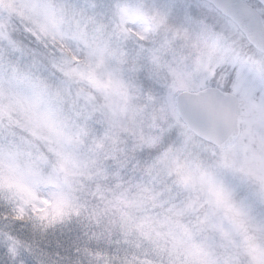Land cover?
<instances>
[{"label":"snow or ice","instance_id":"1","mask_svg":"<svg viewBox=\"0 0 264 264\" xmlns=\"http://www.w3.org/2000/svg\"><path fill=\"white\" fill-rule=\"evenodd\" d=\"M0 264H264V0H0Z\"/></svg>","mask_w":264,"mask_h":264}]
</instances>
